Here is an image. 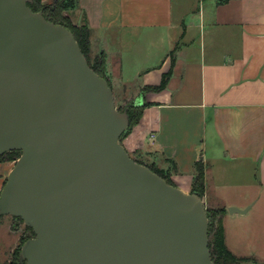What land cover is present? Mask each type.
Here are the masks:
<instances>
[{
    "label": "water",
    "instance_id": "1",
    "mask_svg": "<svg viewBox=\"0 0 264 264\" xmlns=\"http://www.w3.org/2000/svg\"><path fill=\"white\" fill-rule=\"evenodd\" d=\"M33 1L0 0V156L21 152L0 219L34 234L20 264H215L202 195L128 153L129 107Z\"/></svg>",
    "mask_w": 264,
    "mask_h": 264
},
{
    "label": "crops",
    "instance_id": "2",
    "mask_svg": "<svg viewBox=\"0 0 264 264\" xmlns=\"http://www.w3.org/2000/svg\"><path fill=\"white\" fill-rule=\"evenodd\" d=\"M70 16L87 23L114 93L149 105L122 141L128 153L173 165L186 193L202 163L207 209L226 210V246L264 264V0H79ZM170 72L164 90L143 94ZM13 167L0 164V192ZM2 223L0 258L18 246L14 219Z\"/></svg>",
    "mask_w": 264,
    "mask_h": 264
},
{
    "label": "trees",
    "instance_id": "3",
    "mask_svg": "<svg viewBox=\"0 0 264 264\" xmlns=\"http://www.w3.org/2000/svg\"><path fill=\"white\" fill-rule=\"evenodd\" d=\"M34 12H43L47 20L66 27L75 36L84 56L86 57L90 67L101 77L108 81V78L104 71V63L99 57L92 59L91 57V46H90V29L87 23L81 25L74 24L71 13H73L79 6V0H56L52 5H42V0H34L32 4L29 5ZM175 51L171 52L170 57L172 63L174 61ZM171 72L164 75L162 84L158 87H147L143 89V94L148 92H160L164 90L167 86V82ZM109 82V81H108ZM110 86L111 83L109 82ZM112 87V86H111ZM113 89V88H112ZM115 95V94H114ZM116 99V98H115ZM126 101V100H125ZM125 101L123 103H125ZM146 104L144 106H130L131 110H127L130 117V128L128 132L123 135L121 141H123L131 132V129L138 124L142 117V111L144 108L148 107ZM127 109V108H126ZM125 109V110H126ZM21 156V152H10L0 156V164L9 163L17 161ZM135 161L141 165L147 166L154 173L158 174L160 177L165 179L170 185H173L171 176L174 172L173 165L169 166L168 170H163L157 168L154 164H148L142 161L141 158L136 157ZM205 179V167L202 163H198L196 166V175L194 179L193 192L199 193L202 196L205 192L204 187ZM210 219V229H209V249L211 252L212 261L215 264H248L253 263V258L248 257H237L235 256L226 246L225 241V230L222 223V215L226 212L225 209L218 210L219 222L215 225L213 220V212L215 211L207 210ZM212 220V222H211ZM19 262V258L17 260Z\"/></svg>",
    "mask_w": 264,
    "mask_h": 264
},
{
    "label": "rangeland",
    "instance_id": "4",
    "mask_svg": "<svg viewBox=\"0 0 264 264\" xmlns=\"http://www.w3.org/2000/svg\"><path fill=\"white\" fill-rule=\"evenodd\" d=\"M55 1L56 0H42V5H45V6L52 5V4H54ZM92 59H94V58L92 57ZM114 94H115V98H116L115 99L116 106H117L119 111L123 112L128 107H129L128 109L131 110L130 105H132V102L135 101L134 98L131 97V96H134L133 93H129V94L125 95V96H122L120 93H114ZM124 101H125V103H123ZM137 157L141 158L142 161L143 160L147 161L146 157H142V156H139V155ZM16 162L17 161L9 162V163L11 165H14ZM227 197L228 196H226L225 198H227ZM263 207H264V205H263ZM229 208H231V207H228V209ZM210 209L212 211L216 212V213L213 212L212 216H213V220H214L215 225H218V222H219V216L218 215L219 214L217 212H218L219 209L209 208L207 210H210ZM254 211H256V208H254ZM5 217H10V216H5ZM12 219H14V221H15V224L13 226L12 232L16 233V235H17V240H18L17 244H18V246L17 247L8 248L7 250H5V251H3L1 253V256H2L0 258V263L1 264H19L17 262V260L19 258V253L21 251V248H22L23 244L27 240L34 238V234H33L32 230L27 228L24 225V223L22 222V220L17 219V218H13V217H12ZM211 222H212V220H211ZM262 224L264 225V218H263ZM0 235L2 237V240H3V237L5 238V240L9 238V236H7V233H5V231H4L3 223L0 224ZM261 252H262V254H264V247L261 249Z\"/></svg>",
    "mask_w": 264,
    "mask_h": 264
},
{
    "label": "built area",
    "instance_id": "5",
    "mask_svg": "<svg viewBox=\"0 0 264 264\" xmlns=\"http://www.w3.org/2000/svg\"><path fill=\"white\" fill-rule=\"evenodd\" d=\"M154 138V137H153Z\"/></svg>",
    "mask_w": 264,
    "mask_h": 264
}]
</instances>
